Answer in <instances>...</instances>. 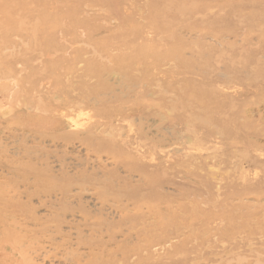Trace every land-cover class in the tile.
<instances>
[{
  "label": "rangeland",
  "instance_id": "1",
  "mask_svg": "<svg viewBox=\"0 0 264 264\" xmlns=\"http://www.w3.org/2000/svg\"><path fill=\"white\" fill-rule=\"evenodd\" d=\"M251 75L264 0H0V264H264Z\"/></svg>",
  "mask_w": 264,
  "mask_h": 264
},
{
  "label": "bare ground",
  "instance_id": "2",
  "mask_svg": "<svg viewBox=\"0 0 264 264\" xmlns=\"http://www.w3.org/2000/svg\"><path fill=\"white\" fill-rule=\"evenodd\" d=\"M243 66H240L239 67V71L238 70H233V73H232V77H238L239 76V73H237V72H240L241 71V68H242ZM236 71V72H235ZM256 79V78H255ZM231 83H240V84H245V85H255V86H258L257 88L258 89H264V86L262 85V84H264V82L263 81H260L258 84H256L255 82H254V78H253V76L251 75V76H249L248 77V79L246 80V81H243V80H238V79H236V80H233ZM261 86H263V88L261 87ZM222 91V90H221ZM219 98V97H218ZM214 102V105L212 104V101L211 102H209V104L210 105H212V107H216V106H221V105H224L223 104V102H220L219 100H215V101H213ZM69 118H71V117H69ZM211 124H213V123H216L215 122V118L213 119V120H211V122H210ZM226 123H220V122H218V124H217V127L216 128H214L215 129V131H217V132H222V130H223V127L222 126H224ZM214 126H216V125H214Z\"/></svg>",
  "mask_w": 264,
  "mask_h": 264
}]
</instances>
